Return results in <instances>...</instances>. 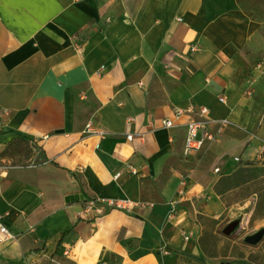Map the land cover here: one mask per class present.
<instances>
[{
    "label": "crops",
    "instance_id": "0c3cea01",
    "mask_svg": "<svg viewBox=\"0 0 264 264\" xmlns=\"http://www.w3.org/2000/svg\"><path fill=\"white\" fill-rule=\"evenodd\" d=\"M0 166V264H264V0H0Z\"/></svg>",
    "mask_w": 264,
    "mask_h": 264
},
{
    "label": "built area",
    "instance_id": "2783aa9c",
    "mask_svg": "<svg viewBox=\"0 0 264 264\" xmlns=\"http://www.w3.org/2000/svg\"><path fill=\"white\" fill-rule=\"evenodd\" d=\"M220 103H225L224 97L218 99ZM208 112L206 109H200L195 111L192 106H189L185 110L177 109L174 111L172 119L160 120V126L165 129L173 128L181 119L185 120V137L183 141V154L190 156L192 154L201 152L205 148L217 143L218 133L211 131L212 121L208 118ZM131 120H127V125H130ZM226 121H222V125L226 124ZM87 133L102 140L105 137V133L98 128H95L92 124L85 126ZM133 135L126 134V140L132 141ZM98 144H95V148L98 149ZM235 164H240L241 160L238 157H233ZM8 170V166H0V174ZM219 168L214 169V174H219ZM121 173H116L114 179H118ZM83 205V214L87 219H95L103 217L111 212L118 211L126 214L131 213V209L137 206L136 203L125 199H81ZM11 236L8 225L5 218L0 214V245L5 243Z\"/></svg>",
    "mask_w": 264,
    "mask_h": 264
},
{
    "label": "rangeland",
    "instance_id": "374dc122",
    "mask_svg": "<svg viewBox=\"0 0 264 264\" xmlns=\"http://www.w3.org/2000/svg\"><path fill=\"white\" fill-rule=\"evenodd\" d=\"M24 152H25L24 150L21 151V153H24ZM15 163H18V162H15ZM227 200L229 203H231L233 200L236 201V194L230 195ZM232 221H236V220L231 219L229 217H225V221H223V223L221 224V226L218 230V232L221 236H225L223 231ZM226 237L233 238L236 240V227L230 232V234L226 235Z\"/></svg>",
    "mask_w": 264,
    "mask_h": 264
},
{
    "label": "water",
    "instance_id": "95a60500",
    "mask_svg": "<svg viewBox=\"0 0 264 264\" xmlns=\"http://www.w3.org/2000/svg\"><path fill=\"white\" fill-rule=\"evenodd\" d=\"M74 199H76V198H68V200H74ZM235 227H236V222L231 223V224H230L229 226H227L226 229L224 230V234H225V235L230 234V232H231ZM263 234H264V230H261V231L257 232L256 234H254V235L248 237V238L246 239V243H247V244H250V245L257 244V243L260 241V239L262 238Z\"/></svg>",
    "mask_w": 264,
    "mask_h": 264
},
{
    "label": "bare ground",
    "instance_id": "6f19581e",
    "mask_svg": "<svg viewBox=\"0 0 264 264\" xmlns=\"http://www.w3.org/2000/svg\"><path fill=\"white\" fill-rule=\"evenodd\" d=\"M232 216L236 218V213H232Z\"/></svg>",
    "mask_w": 264,
    "mask_h": 264
}]
</instances>
